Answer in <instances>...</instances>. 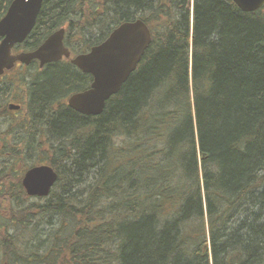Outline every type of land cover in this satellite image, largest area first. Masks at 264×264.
<instances>
[{"label": "trees", "instance_id": "obj_1", "mask_svg": "<svg viewBox=\"0 0 264 264\" xmlns=\"http://www.w3.org/2000/svg\"><path fill=\"white\" fill-rule=\"evenodd\" d=\"M189 3L44 0L17 50L66 27L86 53L136 20L152 43L100 116L67 106L91 79L66 63L0 77V264H264V8ZM43 165L58 181L29 197Z\"/></svg>", "mask_w": 264, "mask_h": 264}, {"label": "water", "instance_id": "obj_2", "mask_svg": "<svg viewBox=\"0 0 264 264\" xmlns=\"http://www.w3.org/2000/svg\"><path fill=\"white\" fill-rule=\"evenodd\" d=\"M44 0H14L0 21V76L12 70L16 63L30 65L38 61L41 67L70 58L64 44L65 30L52 34L39 48L31 52L13 54L36 26ZM245 13H254L264 7V0H233ZM191 2L188 9L191 8ZM152 43V32L142 20L124 23L115 28L100 45L87 54L79 55L72 64L93 77L91 88L69 99L71 109L85 116L103 114L107 101L122 89L137 70ZM11 110L20 106L11 104ZM58 173L51 166L29 169L22 185L29 197L47 198L58 181Z\"/></svg>", "mask_w": 264, "mask_h": 264}, {"label": "flooded vegetation", "instance_id": "obj_3", "mask_svg": "<svg viewBox=\"0 0 264 264\" xmlns=\"http://www.w3.org/2000/svg\"><path fill=\"white\" fill-rule=\"evenodd\" d=\"M66 36H67V32H66V30H65V37H64V44H65V38H66ZM101 44V43H100ZM65 46H66V44H65ZM96 46H98V45H96ZM96 46H93V47H96ZM67 47V46H66ZM92 47V48H93ZM69 50H70V52H71V56H70V58H63L62 60H60V61H58V62H56V63H66L67 65H70V66H72L73 68H74V70L76 71V73H77V75L76 76H74L75 77V85H74V87L76 88V87H79L78 85L79 84H84V83H82V82H84V80H85V78L83 77V76H85L86 77V79H87V77L89 78V79H91L90 80V82H89V84L88 85H86V86H88V87H86V88H82L83 90H81V91H79V92H76V93H73V94H71L69 97H68V99H67V106L69 107V105H68V102H69V99L72 97V96H74V95H76V94H79V93H82V92H85V91H87V90H89L90 88H91V85H92V82H93V77L90 75V74H85V73H83L79 68H77L76 66H74L73 64H72V60L75 58V57H77V56H79V55H82V54H86V53H88L90 50H88L86 53H80V54H77L76 53V55H73V53H75V52H73V50L70 48V47H67ZM32 63H38V65H39V67L41 68V69H43V68H45L46 66H48V65H50V64H54V63H50V64H47V65H45L44 67H41L40 66V64H39V62L38 61H34V62H31V64ZM30 64V65H31ZM30 65H28V66H30ZM19 66H25V67H28V66H26V65H22V64H20V63H17L16 64V68L17 67H19ZM7 73V72H6ZM5 73V74H6ZM4 74V75H5ZM3 75V76H4ZM77 85V86H76ZM73 87V86H72ZM83 87H85V86H83ZM16 106H20V105H17V104H15ZM70 108V107H69ZM71 109V108H70ZM71 110H73V109H71ZM8 111L10 112V113H12V112H20L21 111V109H19V110H11L10 109V105L8 106ZM73 111H75V110H73ZM76 112V111H75ZM76 113H78V112H76ZM80 114V113H79ZM82 115V114H81ZM83 116H85V115H83Z\"/></svg>", "mask_w": 264, "mask_h": 264}, {"label": "rangeland", "instance_id": "obj_4", "mask_svg": "<svg viewBox=\"0 0 264 264\" xmlns=\"http://www.w3.org/2000/svg\"><path fill=\"white\" fill-rule=\"evenodd\" d=\"M191 2V1H190ZM191 3H193V0H192V2ZM191 10H192V4H191V8H190ZM66 28V27H65ZM89 40H91V39H89ZM81 46H83V44H80ZM87 49V48H86ZM19 52H21V51H19V50H14L13 51V53L14 54H16V53H19ZM73 55H76V53H73ZM18 68L20 69V67H17L16 68V70H18ZM29 113V112H28ZM21 115H24L23 113H18V114H16V116L17 117H14V121L16 122V123H18V121H21L22 119H21ZM27 115H29V114H27ZM15 116V115H14ZM1 121H3V123L5 122L4 121V119H1ZM0 165H1V162H0ZM36 201H38V202H40V200H37L36 199ZM41 202H44V201H41ZM7 206L6 205H4V204H2L1 202H0V214L1 215H5V208H6ZM6 216V215H5Z\"/></svg>", "mask_w": 264, "mask_h": 264}, {"label": "bare ground", "instance_id": "obj_5", "mask_svg": "<svg viewBox=\"0 0 264 264\" xmlns=\"http://www.w3.org/2000/svg\"><path fill=\"white\" fill-rule=\"evenodd\" d=\"M192 2V0H190ZM192 9H193V3H192Z\"/></svg>", "mask_w": 264, "mask_h": 264}]
</instances>
